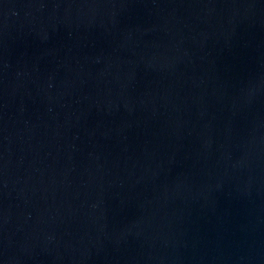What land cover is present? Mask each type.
I'll use <instances>...</instances> for the list:
<instances>
[{
  "label": "water",
  "instance_id": "obj_1",
  "mask_svg": "<svg viewBox=\"0 0 264 264\" xmlns=\"http://www.w3.org/2000/svg\"><path fill=\"white\" fill-rule=\"evenodd\" d=\"M0 264H264V0H0Z\"/></svg>",
  "mask_w": 264,
  "mask_h": 264
}]
</instances>
